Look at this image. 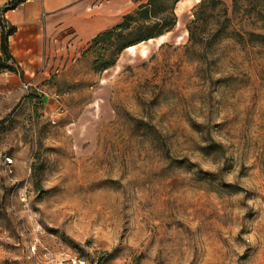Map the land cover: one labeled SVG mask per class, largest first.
<instances>
[{
	"label": "rangeland",
	"instance_id": "1",
	"mask_svg": "<svg viewBox=\"0 0 264 264\" xmlns=\"http://www.w3.org/2000/svg\"><path fill=\"white\" fill-rule=\"evenodd\" d=\"M201 1L106 71L89 45L0 95V264H264L261 4L191 43Z\"/></svg>",
	"mask_w": 264,
	"mask_h": 264
},
{
	"label": "crops",
	"instance_id": "2",
	"mask_svg": "<svg viewBox=\"0 0 264 264\" xmlns=\"http://www.w3.org/2000/svg\"><path fill=\"white\" fill-rule=\"evenodd\" d=\"M148 2L28 0L17 9L7 10V0H0V56L5 24L7 29H15L8 40V51L23 73V77L0 74V95L47 81L51 74L60 72V60L75 57L97 36L117 27L126 15Z\"/></svg>",
	"mask_w": 264,
	"mask_h": 264
},
{
	"label": "trees",
	"instance_id": "3",
	"mask_svg": "<svg viewBox=\"0 0 264 264\" xmlns=\"http://www.w3.org/2000/svg\"><path fill=\"white\" fill-rule=\"evenodd\" d=\"M256 1L261 4L259 17L264 21V0ZM180 2L181 0H149L148 3L140 5L136 10L126 15L120 25L97 36L91 43L92 48L100 50L99 56L93 65L94 71L97 73L106 71L116 66L117 60L123 51L171 33L178 23L176 7ZM233 3L234 11L237 12L239 2L233 0ZM7 10L12 9L8 8ZM193 11L194 20L188 27L191 43L198 41L196 36L199 28L211 24L215 18H218L215 25V28H218L213 39L220 33H225L231 25L228 7L222 0H202ZM2 27L0 74L10 72L23 77L22 71L15 65V60L8 51V40L15 29L12 27L7 29L5 24H2ZM243 34L248 36L250 40L261 41L264 45V36L253 32H243ZM243 34H238L240 40L245 39ZM108 48L113 50L110 56L105 55L109 51Z\"/></svg>",
	"mask_w": 264,
	"mask_h": 264
},
{
	"label": "built area",
	"instance_id": "4",
	"mask_svg": "<svg viewBox=\"0 0 264 264\" xmlns=\"http://www.w3.org/2000/svg\"><path fill=\"white\" fill-rule=\"evenodd\" d=\"M28 0H7V6L8 8L14 10L17 9L21 6H23ZM29 86H25V89H28ZM8 161V167H10L11 165V160L7 159ZM59 264H91L89 263L87 260H85L84 258H79V257H72L69 258Z\"/></svg>",
	"mask_w": 264,
	"mask_h": 264
},
{
	"label": "bare ground",
	"instance_id": "5",
	"mask_svg": "<svg viewBox=\"0 0 264 264\" xmlns=\"http://www.w3.org/2000/svg\"><path fill=\"white\" fill-rule=\"evenodd\" d=\"M199 1H200V0H185L183 3L180 2V3H179L180 6H179V4H178L179 8L177 7L178 13H180L181 11H183L186 7H188V6H189L190 4H192L193 2H199ZM181 3H182V4H181ZM176 14H177V11H176ZM164 38H165V36L160 37V38H158L157 40H158V41H162ZM149 42H154V40H151V41H149ZM149 44H150V43H149ZM136 48H137V46H134V47H131V48L127 49L126 51H127V52H133Z\"/></svg>",
	"mask_w": 264,
	"mask_h": 264
}]
</instances>
